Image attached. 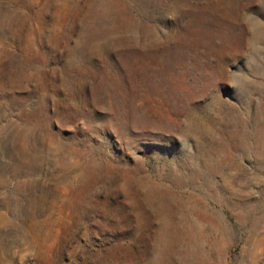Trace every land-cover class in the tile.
<instances>
[{"label":"rangeland","instance_id":"1","mask_svg":"<svg viewBox=\"0 0 264 264\" xmlns=\"http://www.w3.org/2000/svg\"><path fill=\"white\" fill-rule=\"evenodd\" d=\"M0 264H264V0H0Z\"/></svg>","mask_w":264,"mask_h":264}]
</instances>
